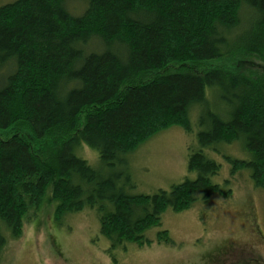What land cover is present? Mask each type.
<instances>
[{
    "label": "trees",
    "instance_id": "1",
    "mask_svg": "<svg viewBox=\"0 0 264 264\" xmlns=\"http://www.w3.org/2000/svg\"><path fill=\"white\" fill-rule=\"evenodd\" d=\"M66 1L0 5V129L22 126L31 139H0V252L46 200L54 202L58 225L94 209L110 254L149 244L145 232L166 210H187L198 194L203 202L230 194L212 182L220 164L204 153L220 144L240 142L249 157L223 156L230 174L248 170L264 189V81L233 68H196L264 53V0H86L79 16ZM170 64L178 66L166 70ZM208 88L221 110L208 103ZM194 105L202 108L203 129L187 169L196 177L169 190L128 193V175L95 169L75 153L83 142L111 170L170 125L191 133ZM84 107L92 110L80 122ZM48 137L56 140L50 147L42 144ZM156 240L170 243L168 231L159 230Z\"/></svg>",
    "mask_w": 264,
    "mask_h": 264
},
{
    "label": "rangeland",
    "instance_id": "2",
    "mask_svg": "<svg viewBox=\"0 0 264 264\" xmlns=\"http://www.w3.org/2000/svg\"><path fill=\"white\" fill-rule=\"evenodd\" d=\"M13 1L0 0V5ZM86 3V0H67L65 6L72 15L79 16ZM97 47H100L98 42ZM176 66L170 64L166 70ZM212 67L233 68L264 81V53L227 55L202 61L196 68ZM206 97L214 109H222L218 97L209 88ZM90 110L92 107L82 109L80 122ZM201 110L199 105H194L188 111L191 133L170 125L142 142L124 157L123 164L118 163L111 170L101 167L98 152L83 142L75 147V153L95 169L128 175V193L169 190L185 179L196 177L195 172L187 169V160L190 151L199 149L196 135L203 129L199 124ZM12 134L28 140L22 126L0 129V139ZM55 143L51 137L42 142L49 147ZM204 153L220 164L218 174L211 176L212 182L222 189L229 188L230 194L214 193L207 202L201 201L198 194L191 208L181 212L166 210L161 224L145 232L151 240L149 244H130L126 250L116 249L110 254L109 242L99 232L94 209L69 214L58 225L53 220L54 202L46 200L36 212L26 216L21 235L16 239L9 237L0 252V264H264V189L253 185L248 170L231 175V165L223 157L247 159L248 153L240 142L220 144L217 152L208 149ZM225 180L229 182L226 184ZM162 229L168 231L170 243L157 242L156 234Z\"/></svg>",
    "mask_w": 264,
    "mask_h": 264
}]
</instances>
